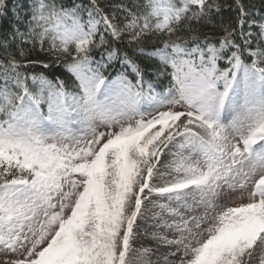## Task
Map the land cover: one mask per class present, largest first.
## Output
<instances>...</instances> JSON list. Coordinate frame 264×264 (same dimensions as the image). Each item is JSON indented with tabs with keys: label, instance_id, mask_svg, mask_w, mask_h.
<instances>
[{
	"label": "snow or ice",
	"instance_id": "obj_1",
	"mask_svg": "<svg viewBox=\"0 0 264 264\" xmlns=\"http://www.w3.org/2000/svg\"><path fill=\"white\" fill-rule=\"evenodd\" d=\"M0 32L4 264H154L141 236L163 264H264L254 6L0 0Z\"/></svg>",
	"mask_w": 264,
	"mask_h": 264
},
{
	"label": "rangeland",
	"instance_id": "obj_2",
	"mask_svg": "<svg viewBox=\"0 0 264 264\" xmlns=\"http://www.w3.org/2000/svg\"><path fill=\"white\" fill-rule=\"evenodd\" d=\"M31 60H36V59H48V57L44 56L43 54H35L33 56H31L30 58ZM141 226L143 229V225L144 222L141 221ZM141 229V230H142ZM154 229H149V231H153ZM142 242V246L143 247H148L151 248L153 250V252L149 255V259H151L154 264H156V262L158 261L159 264H163V256L160 255V253H164L166 252V248L163 245H158L157 242L155 240H152L150 236H141V240L137 241V245L140 246ZM157 249H159V253H157ZM136 254L133 253V256H135ZM10 256H5L4 254L0 253V264H4V261L6 259H10Z\"/></svg>",
	"mask_w": 264,
	"mask_h": 264
},
{
	"label": "trees",
	"instance_id": "obj_3",
	"mask_svg": "<svg viewBox=\"0 0 264 264\" xmlns=\"http://www.w3.org/2000/svg\"><path fill=\"white\" fill-rule=\"evenodd\" d=\"M13 2H14V0H13ZM85 2H86V0H85ZM105 2H106V0H101L102 6L104 5ZM228 2L231 3L232 0H228ZM244 3L246 5L254 6V14L257 17H259L261 15H264V7H262V4H264V0H244ZM8 6L10 8L11 7V3ZM229 15H232V14L229 13V12H225L224 13V17L225 18H227ZM6 31H7V21H5V26H4V29H3V32H6ZM205 31H208V30L205 29ZM253 31H256V29H253ZM3 32H0V38L3 37ZM212 35L218 37L219 35H221V33L218 30H215V31L212 32ZM148 47L151 48V45H149ZM35 54H38V53H33L31 56H33ZM31 56H29L28 58L30 59ZM42 70L43 69H41L39 66H37L36 69H35V71H37V72L42 71ZM47 72L49 74H53V75H61V71L57 70L55 68V66H53L52 69L47 70ZM62 78H66L67 79V74H64L62 76Z\"/></svg>",
	"mask_w": 264,
	"mask_h": 264
}]
</instances>
